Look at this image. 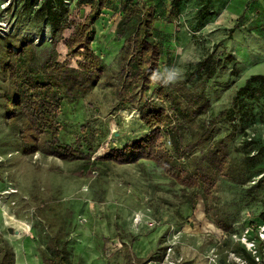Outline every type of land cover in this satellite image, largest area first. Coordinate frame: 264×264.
<instances>
[{"label": "rangeland", "instance_id": "374dc122", "mask_svg": "<svg viewBox=\"0 0 264 264\" xmlns=\"http://www.w3.org/2000/svg\"><path fill=\"white\" fill-rule=\"evenodd\" d=\"M40 1L0 0V237L13 251L11 264H48L52 248L65 251L71 264H250L247 255L264 264V93L239 101L234 121L217 122L203 143L197 128L201 119L212 120L231 106L249 75L264 74V0H183L171 21L163 13L167 0L152 1L158 71L180 67L183 79L169 86L185 88L183 103L194 95L206 101L196 123L181 130L183 142L192 143L186 167L201 163L214 141L231 135L229 166L214 173L208 215L201 196L194 200L195 190L153 161L99 159L147 132L139 118L144 102L173 115L168 100L153 93L155 84L143 94L127 75L131 51L115 34L121 0H107L94 24L91 45L101 59L100 79L83 98L63 99L58 111L59 139L88 154L90 164L50 155L42 141L35 150L22 142L5 99L13 53L28 44L35 66L53 57L75 67L77 57L66 55L64 40L89 11L86 0H63L65 10L52 25L35 14ZM207 55L219 67L202 82L190 72ZM127 84L135 94L122 103L119 92ZM14 113L20 124L19 106ZM170 146L164 137L162 147ZM215 218L229 229L217 227Z\"/></svg>", "mask_w": 264, "mask_h": 264}, {"label": "trees", "instance_id": "16d2710c", "mask_svg": "<svg viewBox=\"0 0 264 264\" xmlns=\"http://www.w3.org/2000/svg\"><path fill=\"white\" fill-rule=\"evenodd\" d=\"M106 1L86 0L89 11L74 25L64 40L66 55L77 57L75 67L69 66L66 59L59 62L53 57H47L39 66H35L34 52L28 44L21 45L13 53V58L7 65L9 86L5 92L7 114L11 125L18 130L22 142L30 150H35L36 145L42 141L50 155L66 161L82 159L86 166L90 164L88 154L59 139L58 111L63 99L72 101L83 98L93 90L101 77V59L94 52L91 41L94 24ZM152 1L121 0L118 6L121 15L116 23L115 34L119 38H125L131 51L127 58V75L135 80L143 94L155 84L153 93L158 99L168 100L169 110L173 112L174 117L164 107H154L144 102L139 107V118L146 126L147 132L123 146L110 148L100 155L99 159L119 164L132 163L140 159L153 161L178 184L195 190L194 200L201 196L204 212L208 215L213 208L211 199L214 198L212 195L214 173L223 172L227 168V141L231 135L214 141L202 156L201 163L197 161L192 169L186 167L184 161L190 155L192 143L183 142L181 130L187 128L184 127L185 123L189 126L196 123L197 113L202 110L205 100L202 101L201 97L193 94L195 97L183 103L187 95L185 88H180L179 92L174 86H165L152 80L153 72L158 71L160 59V46L151 33L155 21V6ZM182 1H166L163 7L166 21H171L178 15ZM78 4L81 2L78 1ZM64 10L63 0H41L35 14L40 19L56 25ZM218 67L219 61L207 55L198 61L190 76H196L204 82L215 74ZM178 92L182 100L177 98ZM263 93L264 74L249 75L244 84L236 90L231 106L220 111L212 120L201 119L198 122L197 128L204 137L200 138V143L207 141L206 135L217 122L234 121L238 103L244 97L259 98ZM133 94H135L133 87L127 84L119 92V100L127 103V100H130L128 97ZM15 106H19L23 113L20 124L15 118ZM195 134L196 132L193 136ZM164 137H167L171 144L170 150L162 147ZM261 148L264 150V145ZM201 189H204L203 193L199 192ZM189 202L193 205L191 197ZM262 217L261 222L264 223V213ZM211 220L222 230L229 229L221 220L216 218ZM50 254L48 264H71L63 250L57 251L52 248ZM12 258L13 251L0 237V264H11ZM246 258L250 264H255L254 258L249 255Z\"/></svg>", "mask_w": 264, "mask_h": 264}, {"label": "clouds", "instance_id": "9594fccd", "mask_svg": "<svg viewBox=\"0 0 264 264\" xmlns=\"http://www.w3.org/2000/svg\"><path fill=\"white\" fill-rule=\"evenodd\" d=\"M183 71L180 67H165L162 71H155L152 80L165 86L176 85L183 79Z\"/></svg>", "mask_w": 264, "mask_h": 264}, {"label": "built area", "instance_id": "2783aa9c", "mask_svg": "<svg viewBox=\"0 0 264 264\" xmlns=\"http://www.w3.org/2000/svg\"><path fill=\"white\" fill-rule=\"evenodd\" d=\"M259 234H260V237L263 239L264 238V227L260 228Z\"/></svg>", "mask_w": 264, "mask_h": 264}]
</instances>
